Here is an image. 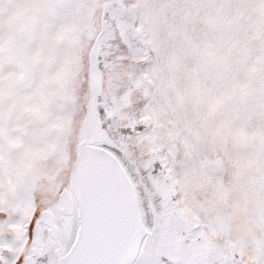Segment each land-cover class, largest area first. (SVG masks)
Segmentation results:
<instances>
[{
    "label": "snow or ice",
    "instance_id": "snow-or-ice-1",
    "mask_svg": "<svg viewBox=\"0 0 264 264\" xmlns=\"http://www.w3.org/2000/svg\"><path fill=\"white\" fill-rule=\"evenodd\" d=\"M0 264H264V0H0Z\"/></svg>",
    "mask_w": 264,
    "mask_h": 264
}]
</instances>
